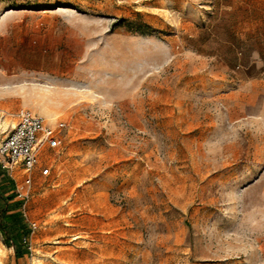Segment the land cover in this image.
Here are the masks:
<instances>
[{
	"label": "rangeland",
	"instance_id": "1",
	"mask_svg": "<svg viewBox=\"0 0 264 264\" xmlns=\"http://www.w3.org/2000/svg\"><path fill=\"white\" fill-rule=\"evenodd\" d=\"M20 108L67 127L2 264H264V0H0Z\"/></svg>",
	"mask_w": 264,
	"mask_h": 264
},
{
	"label": "built area",
	"instance_id": "2",
	"mask_svg": "<svg viewBox=\"0 0 264 264\" xmlns=\"http://www.w3.org/2000/svg\"><path fill=\"white\" fill-rule=\"evenodd\" d=\"M66 127L67 122L62 119H49L28 108H20L0 141L1 165L12 176L14 171L22 172L25 175L24 183L32 184L34 169L47 158L46 149L59 150L64 147L62 140ZM50 169L47 164L41 172L49 174ZM16 192L22 199L28 196L17 181Z\"/></svg>",
	"mask_w": 264,
	"mask_h": 264
},
{
	"label": "trees",
	"instance_id": "3",
	"mask_svg": "<svg viewBox=\"0 0 264 264\" xmlns=\"http://www.w3.org/2000/svg\"><path fill=\"white\" fill-rule=\"evenodd\" d=\"M5 169L0 164V175L6 174ZM24 204V199L17 198L14 178H10L8 184L5 181L0 182V232L17 257L30 250L27 237L31 228L24 217Z\"/></svg>",
	"mask_w": 264,
	"mask_h": 264
},
{
	"label": "bare ground",
	"instance_id": "4",
	"mask_svg": "<svg viewBox=\"0 0 264 264\" xmlns=\"http://www.w3.org/2000/svg\"><path fill=\"white\" fill-rule=\"evenodd\" d=\"M5 120V119H4ZM5 249H7V246H5V248H3L2 250L0 249V264H2V252H6V250ZM7 252H8V250H7ZM4 255V254H3ZM42 259V258H41Z\"/></svg>",
	"mask_w": 264,
	"mask_h": 264
}]
</instances>
